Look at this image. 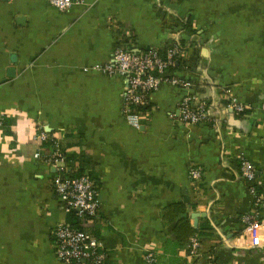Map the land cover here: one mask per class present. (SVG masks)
<instances>
[{
	"label": "crops",
	"instance_id": "0c3cea01",
	"mask_svg": "<svg viewBox=\"0 0 264 264\" xmlns=\"http://www.w3.org/2000/svg\"><path fill=\"white\" fill-rule=\"evenodd\" d=\"M85 2L61 10L0 0V264H67L55 249V228L68 221L56 171L35 157L41 131L73 158L70 173L96 178L99 213L83 227L108 264H149L150 252L156 264H264V237L251 248L241 235L256 204L239 157L264 169V0ZM174 45L184 56L170 78L192 84L163 82L135 128L123 113L126 76L101 67L121 46ZM228 88L244 113L229 105ZM186 98L208 120L181 121ZM197 232L200 254L190 258Z\"/></svg>",
	"mask_w": 264,
	"mask_h": 264
},
{
	"label": "built area",
	"instance_id": "2783aa9c",
	"mask_svg": "<svg viewBox=\"0 0 264 264\" xmlns=\"http://www.w3.org/2000/svg\"><path fill=\"white\" fill-rule=\"evenodd\" d=\"M61 10H67L77 4H85V0H50ZM184 56L183 51L174 45L167 49L162 56L159 49L133 51L124 46L119 47L111 63L101 67L108 73H119L127 78V89L123 105V113L126 121L140 128L147 113L140 110L148 104L151 92L158 89L165 81L174 84L190 86L192 82L179 78H170L169 72L178 65L179 59ZM226 98L229 105L238 113H244L246 106L240 103L230 88L226 89ZM180 120L186 124H197L208 120L204 107L192 109L189 98L183 101ZM6 114H0V130L5 125ZM39 143V149L35 157L42 159L55 168L56 174L53 180L54 190L64 212L76 211L83 223L95 218L99 213L98 187L89 174L74 177L66 168L67 153L58 139L51 134L41 131L34 138ZM54 140L52 150L45 152L43 146L49 140ZM240 169L242 177L248 183L251 194L255 199V209L242 217L245 229L242 238L249 242L251 248H260L264 237V169L260 170L256 164L240 154ZM190 177L199 194H203L201 182L203 170L198 165L189 169ZM55 249L57 256L67 264L74 260L80 263L107 264L108 254L104 252L102 242L83 226L76 228L70 223L57 224L55 231ZM201 238L194 235L190 239L188 256L196 258L200 254ZM149 264H156V254L150 252L147 255ZM218 264V263H214Z\"/></svg>",
	"mask_w": 264,
	"mask_h": 264
},
{
	"label": "trees",
	"instance_id": "16d2710c",
	"mask_svg": "<svg viewBox=\"0 0 264 264\" xmlns=\"http://www.w3.org/2000/svg\"><path fill=\"white\" fill-rule=\"evenodd\" d=\"M166 51L167 50H161V49H159V52H160V54L162 55V56H165L166 55ZM182 64L183 63V61H182V58L181 59H179V61H178V64ZM147 109V106H144V107H141L140 108V110H143V111H145ZM50 143H51V145H53V143H54V140L52 139V140H50L49 141ZM65 150V149H64ZM66 151V150H65ZM67 153V152H66ZM67 155V162H70V161H72V159L73 158H70L71 156L70 155H68V154H66ZM74 158H76V157H74ZM77 158H80V157H78L77 156ZM71 163V162H70ZM84 174H89L91 177H92V179L94 180V181H96V178L94 177V175L90 172V171H85V169L84 168H82V169H79L77 172H75V173H70V175L71 176H74V177H78V176H82V175H84ZM96 183V185H97V182H95ZM97 187H98V185H97ZM68 223H70L72 226H74V227H76V228H81L82 226H83V221H82V219L78 216V214H77V212L76 211H71V212H69L68 213V221H67ZM194 235H199V236H201V237H203V232H197V233H194L193 234V236ZM104 252H106V250L104 249ZM107 253V252H106ZM73 263H75V264H90V263H80V262H78V261H76V260H74L71 264H73ZM107 264H108V261H107Z\"/></svg>",
	"mask_w": 264,
	"mask_h": 264
}]
</instances>
